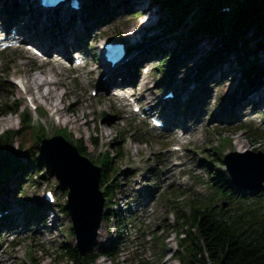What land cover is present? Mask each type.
Returning a JSON list of instances; mask_svg holds the SVG:
<instances>
[{"label": "rangeland", "instance_id": "1", "mask_svg": "<svg viewBox=\"0 0 264 264\" xmlns=\"http://www.w3.org/2000/svg\"><path fill=\"white\" fill-rule=\"evenodd\" d=\"M6 1L1 0V3ZM27 1L32 0H24ZM139 1L141 0H122L120 5L111 3L110 10L114 9L112 16H107L99 26L96 25L98 29L95 30L86 28L91 24L86 18L73 26L69 23V18H64L63 15L56 20L37 12V8L31 12L32 2L26 5L25 13L18 14V17L10 13L9 9L2 14L5 22L20 21L16 26L19 30L24 27V39L37 37L38 40L34 42L48 50L53 51L59 47V43H63L60 49L72 55V50L79 47L87 57V64L84 67L68 68L58 63L55 57V62L46 63L23 49H15L16 53L13 55L1 56L0 74L7 68L8 63L12 64L9 76L11 86L3 85L0 75V104L21 101L22 108L17 114H4L0 109V134L20 128L21 112L29 110L25 91L16 82L32 80L33 77L41 75L43 78H50L53 83L40 88V93L47 95L51 90V94L38 101L40 109L29 112L35 122L44 123L47 137H53L57 129L68 128V140L76 142L83 139L91 154L90 158L96 163L100 154L103 155L106 151L114 154L117 148L122 150L114 165L121 171L118 176L121 184L118 202L121 203L114 206V209L124 217L131 215L129 221L132 224H127L128 236L124 238L123 244H119L116 254L111 257H99L95 264H179L173 256L158 250L157 244L152 242V235L157 233L164 236L168 249H176L178 238L175 231L182 233L183 228L172 227L177 224L178 211H190L185 203L187 197H208L213 193L210 173L216 175L214 171L217 167L226 172L223 156L242 160L243 157L250 158L248 154L257 153L258 150L254 149L264 148L263 140H251V132L248 130L251 128L264 131L263 48L256 51L255 57L249 58L251 61L256 59L262 69L258 72L260 81H256L253 88H248L249 78L245 77L243 68L236 62L223 64L224 73L213 72V76L208 77L205 84L197 79L200 70L197 67L204 64L205 58L217 47L215 39L195 43L192 55L173 69L172 80L167 82L155 67L159 65V48L169 52L176 46L163 32L165 24L160 23L169 13L158 7L157 13L154 8L144 16L142 13L146 11L144 8L148 4L139 6ZM2 7L0 4V9ZM143 21L147 22L144 24ZM192 22L188 19L186 23L190 26ZM97 23L99 22L96 21ZM6 27L7 25L0 22V31ZM80 30L89 38H79V43H76ZM89 40H93V43H88ZM107 40L133 41L138 45L136 55L140 57L135 61L137 66L130 72L114 74V85L111 87H105L108 83L105 78L112 75L107 76L108 70L101 56V50ZM259 41L264 44V39L261 36L255 37L252 32L245 43L255 50ZM97 54L98 60H95L94 55ZM122 74L125 77H122ZM251 78L254 79V75ZM121 82L130 83V89L144 95L142 105L150 106L153 115L178 126L183 125L184 121L191 125L198 124L197 132L181 135L185 133L184 128H153L149 121L142 120L130 110L126 101L119 100V97L114 95L115 91L120 90H113V86H118ZM29 88L35 96L37 89ZM93 90H98L96 95ZM170 90L176 93L175 98L164 102L165 95ZM52 103H59L63 113H55ZM7 119H10L9 123L6 122ZM244 125L247 127L243 128ZM124 129L125 137L117 138ZM16 141V147L24 142L28 148L31 146V135L18 137ZM33 145L38 147L36 143ZM174 146H181L185 151L175 152L172 150ZM215 148L220 153L215 151ZM217 153L222 155V160ZM178 163H181V166H177ZM45 171L46 169L41 174L35 173L33 178L26 180L21 193L15 197L6 195V204L0 205V211L9 209L7 217L14 218V222L7 217L0 222V228L2 226V229H11L5 232L8 242H4L3 247L6 249L2 264H34L29 257L31 252L35 261L40 264H64L66 260L60 258L56 247L64 243H77L76 237L70 232L73 225L70 215L61 218L57 215L58 210H46L43 212L47 216L45 219H36L34 210L38 203L43 201L47 190H55L57 204L68 200V189L66 186V189L59 188L58 175L53 171L45 175ZM226 174L229 175L228 172ZM138 177L141 181L136 185L135 180ZM138 185L142 187L141 190L137 188ZM12 187L15 189L16 184L10 189ZM262 192L264 198V184ZM224 202H228L226 208L222 206ZM244 204L246 201H243L241 206ZM231 205L232 202L225 199L217 204V209H229ZM117 207L121 208V211ZM125 209L129 211L125 212ZM117 227L114 220H104L101 236L98 237V244L94 248L96 251H99L102 245L111 244L117 236ZM141 228L143 230L139 231ZM3 231L1 236H4Z\"/></svg>", "mask_w": 264, "mask_h": 264}, {"label": "trees", "instance_id": "2", "mask_svg": "<svg viewBox=\"0 0 264 264\" xmlns=\"http://www.w3.org/2000/svg\"><path fill=\"white\" fill-rule=\"evenodd\" d=\"M121 2L122 0H92L84 12L74 14L73 22L75 23L78 18L87 17L94 19V22L86 28H97L107 16H112L114 9L110 10L111 3L120 5ZM140 2L156 5L169 13L161 23L165 24L163 31L165 36L176 46L173 51L169 52L159 48L160 56H157L159 65L155 69L162 74L163 80L171 81L173 69L192 55L195 43L205 39H215L217 47L208 58H205V63L197 67L200 69L197 75L198 80H202L201 82L205 84L207 78L213 76V72L224 73L223 64L236 62L240 68H243L245 77L249 78V89L253 88L256 81H260L261 77L258 72L262 69L255 61L256 59L251 61L249 58L255 57L258 49L263 48L264 50V44L261 41L257 42L254 50L248 47L245 41L252 32L255 37L261 36L264 39V0H141ZM223 4L233 5L232 10L222 13L220 8ZM7 6L11 8L18 6V13L24 8L18 0H10ZM59 13V11L41 12L52 18H58ZM188 19L193 21L190 26L186 23ZM95 20L99 23L96 24ZM96 25L98 26L95 27ZM84 38L88 37L84 36ZM136 66L137 63L134 62L127 67V70L134 69ZM10 72V67L4 71L3 75L6 79L10 76ZM252 75L254 79L251 78ZM5 84L8 82L5 81ZM17 103L20 102L7 101L0 104V109L3 113L19 112L21 105ZM21 124L20 129L9 130L0 136V205L2 206L6 204L5 196L15 197L21 193L22 186L26 180L33 178L34 173H41L46 169L43 174H51L50 168L46 166L39 152V143L48 136L45 125L41 121L36 124L28 112H22ZM246 127L247 125L243 126V128ZM248 130L251 132V140L262 139L264 143V131L251 128ZM124 131H120L117 138L123 139L126 135V130ZM27 134L31 135V146L26 148L22 142L19 147H16L17 138L25 137ZM55 134L69 138L68 128L56 130ZM34 143L38 144V147H35ZM75 143L82 154L91 156L82 139H78ZM96 144L98 146V143ZM121 153L122 150L117 148L113 155L111 152H106L103 156L100 154L97 161L102 168L101 188L104 189V195L109 199L118 197L117 192L121 186L118 178L116 179L119 169L114 167ZM217 154L222 160V155ZM215 174L211 175L214 194L209 198L192 199L189 197L188 206L191 207V212H183L179 216L177 227H183L185 236L181 237L182 233L179 234V249L174 252L173 256L179 260L180 264H264L263 196L259 193L252 194L238 190L230 181L229 176L218 168ZM15 184V189L13 187L10 189ZM59 188L64 189L60 183ZM230 195H233L236 200L252 201L240 209L217 210L216 201L230 198ZM237 203L239 201L233 202V207ZM45 208L46 205L43 202L38 204L35 211L37 220L43 219L42 212ZM59 208L69 214L66 203L60 204ZM105 215L107 219L113 218L118 224V233L121 236L123 234L121 228L127 226V216L112 212L110 208H107ZM118 238L113 241L114 244L100 246L99 251L93 249L87 254H81L77 245L71 243L61 245L56 249L53 247V249L59 253L60 258L66 260L64 264H95L100 256L115 254V248L122 243L121 238L117 241ZM164 238L156 235L154 242L157 244L160 241L158 247L160 246L164 252H167ZM43 249L45 250L44 247ZM31 257L36 263L34 256L31 255Z\"/></svg>", "mask_w": 264, "mask_h": 264}, {"label": "water", "instance_id": "3", "mask_svg": "<svg viewBox=\"0 0 264 264\" xmlns=\"http://www.w3.org/2000/svg\"><path fill=\"white\" fill-rule=\"evenodd\" d=\"M41 152L54 174L69 188L67 206L72 213L78 248L81 254H87L96 245L104 219L101 168L62 136L43 140ZM249 155L252 156L242 160L227 157L225 164L238 186L260 188L264 182V153Z\"/></svg>", "mask_w": 264, "mask_h": 264}, {"label": "bare ground", "instance_id": "4", "mask_svg": "<svg viewBox=\"0 0 264 264\" xmlns=\"http://www.w3.org/2000/svg\"><path fill=\"white\" fill-rule=\"evenodd\" d=\"M21 13H24V11L21 12ZM60 17H61V16H59L58 18H53V19L59 20ZM62 20H64V19L62 18ZM146 22H147V21H143L144 24H145ZM146 26H147L148 28L150 27L148 24H147ZM129 30H130V33L132 34V33H133V32L131 31L132 29L130 28ZM62 44H63V43H62ZM113 77H114V76H110V77H107V78L105 79V81L108 80V83L106 84L105 87H107L108 85H109V86L113 85V82H112V78H113ZM50 83H53L52 80H51L50 78H48V77L43 78L41 75H39V76L33 77L32 80H28V81H26L25 84H26L28 87L36 88V89H37V93H36L35 98L38 99V100H41V99H45V98H47V96H48L49 94H51V90H49V92L46 93L47 95H44V94L40 93V88H42L44 85H47V84L50 85ZM38 89H39V91H38ZM52 105H53V107L55 108V113H57V114H61V112L63 113V111L59 108V103H52ZM6 122L9 123V122H10V119H7ZM4 124H5V123H4ZM87 175H88V174H87ZM80 178H82L81 175H80ZM96 198H97V196H96ZM100 231H102V228H101ZM100 231H99V235H98V236H101V232H100Z\"/></svg>", "mask_w": 264, "mask_h": 264}]
</instances>
